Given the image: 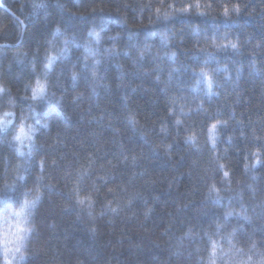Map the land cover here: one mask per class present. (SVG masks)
Instances as JSON below:
<instances>
[{
  "label": "clouds",
  "instance_id": "9594fccd",
  "mask_svg": "<svg viewBox=\"0 0 264 264\" xmlns=\"http://www.w3.org/2000/svg\"><path fill=\"white\" fill-rule=\"evenodd\" d=\"M245 85L264 0H0V264H264Z\"/></svg>",
  "mask_w": 264,
  "mask_h": 264
},
{
  "label": "trees",
  "instance_id": "16d2710c",
  "mask_svg": "<svg viewBox=\"0 0 264 264\" xmlns=\"http://www.w3.org/2000/svg\"><path fill=\"white\" fill-rule=\"evenodd\" d=\"M183 22L208 23L207 21H202L199 18H183L181 23ZM34 30L36 34L39 35L44 30L43 24H36L34 26ZM252 30L256 32L258 36L260 35V28L258 26L254 27ZM245 89L246 90L244 91L241 103L239 105H234V110L236 112L235 120L243 121L246 133L255 128L257 134H259L261 130H264V123L261 122V118L264 117V94H262L259 86L245 85ZM233 101L234 97H229V99L223 103L218 102L214 106L213 110H215L216 107L222 108V115L227 118L230 112L228 105L232 104ZM235 120L229 128L224 130L226 135L232 134L233 132H235L236 135H239V129L237 128ZM205 123H207V120H205ZM237 143L240 144L239 141ZM240 147H243V144H240ZM231 155L234 162L233 166L237 171H239L242 164V153L237 150V152H233Z\"/></svg>",
  "mask_w": 264,
  "mask_h": 264
}]
</instances>
